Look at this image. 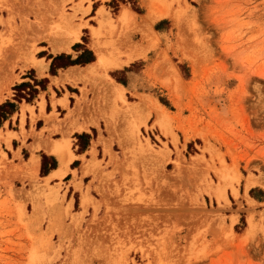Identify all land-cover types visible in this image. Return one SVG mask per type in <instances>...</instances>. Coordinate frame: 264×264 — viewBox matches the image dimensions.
Masks as SVG:
<instances>
[{
    "label": "rangeland",
    "instance_id": "1",
    "mask_svg": "<svg viewBox=\"0 0 264 264\" xmlns=\"http://www.w3.org/2000/svg\"><path fill=\"white\" fill-rule=\"evenodd\" d=\"M125 7L135 17L121 20ZM106 18L109 58L137 57L59 90L61 64L96 58ZM77 27L61 52L42 39ZM15 70L25 80L0 104L16 106L0 110V264H264V0H0V80ZM106 74L126 87L121 99ZM45 91L58 131L70 109L56 97L81 99L88 116L106 99L92 132L75 135L80 149L97 142L74 163L92 160L85 182L77 169L47 179L57 158L41 153L38 171L1 128Z\"/></svg>",
    "mask_w": 264,
    "mask_h": 264
},
{
    "label": "crops",
    "instance_id": "2",
    "mask_svg": "<svg viewBox=\"0 0 264 264\" xmlns=\"http://www.w3.org/2000/svg\"><path fill=\"white\" fill-rule=\"evenodd\" d=\"M132 12L135 13L134 11ZM96 28L98 27H95V29ZM71 34L72 33L66 34L65 36L59 35V38H58V37L45 35L44 33H41L42 39L47 40L51 44L53 51L55 53L61 52L69 48L70 44H72L74 41L79 40L80 35H81V30H80L79 38L74 39L73 41L67 44V42L70 41L72 37ZM59 46L61 50H59ZM92 50L94 51L93 41H92ZM105 52H106V49H105ZM94 54L96 56L95 60L92 62L86 63L85 66L70 65L67 68H61L60 73L62 72L63 73L59 74V78L58 77L56 78L57 82L62 83L59 85V90L62 91V87L67 88V89L70 86L75 87L76 84H78L79 87H81L83 84L84 77H88L90 75L94 76L101 72L103 68H97L95 71H90L88 69V66L90 64L94 65L98 62L97 54L95 51H94ZM130 54L134 56L133 60L137 57L135 56L134 52ZM127 55L128 54L122 56L121 58L125 60L127 59ZM133 60L129 61L125 66L130 64ZM33 62L34 64H36L39 71L42 72L44 69L43 60L34 59ZM20 75H21V72H19L18 70H15L8 77L3 78V80H0V104L7 101L8 99L14 100L13 99V95H14L13 87L17 83L25 80V78H22ZM16 76H19L20 78L17 79ZM106 79L108 80L107 82H108L110 90L112 91V94L116 98L121 99L123 93L125 94L126 87L122 83L115 80L113 77L109 76L108 74H106ZM112 79L115 81V83L121 85L123 89H116V91L114 92L113 85L111 84V82L113 81ZM51 88L54 89L53 83H51ZM48 92L49 91L43 92L46 94V96L42 94L41 92L35 102H28L27 100L17 102L18 103L17 112H15L9 119H7V121L3 123V126L1 128L3 129L4 132L7 129V131L9 132L18 133V137L12 138V143L17 142L18 145H21V155L23 154L24 148L28 150V153H29L28 159L29 160L31 158L34 159L33 164L35 165L33 166L36 167L38 171H40V168H41V153H45L48 156H54L57 158L58 166L57 168L51 170V172L47 175L48 177L47 179H51L53 177H57L59 179L63 177L64 179L65 174H66L65 176L72 177L73 171L77 169L79 175L81 173L86 174L83 178L85 182V179L88 176L87 174L89 172V168H90V164L92 163V160L90 163H87V161L89 160L87 159V161H85L84 165L81 167L79 166L76 167L74 163L82 160L83 157H88L87 156L88 154L94 157L92 152H93L94 144H96L97 142H95L96 138L92 136L87 148L80 149V146L77 144L78 138L75 135L78 133L83 134L84 132L85 133L92 132V128H95L96 125H98L99 118L101 116H104L103 109L105 106L106 99H103L102 98L103 96H102L100 100L93 101L90 104L89 110H92L91 107L93 105L94 113H91V115L88 116V114L84 115V110L81 111V108H82L81 107L82 102L80 101L81 99L79 100V103L77 104V106L73 108L72 107V101H73L72 95H69L68 97H64V96H59V98L56 97V99L57 100L59 99V100L55 101L54 106L57 107L59 112L60 110L67 111L66 107H69L70 109L69 110L70 112H68L65 117V120L67 121V125L65 126L59 122V131H58L57 121L54 119L50 122H47V119L45 118V116H48L51 113L50 107L52 106V102L47 99ZM69 93L72 94L70 91ZM67 99H68V102H67ZM57 102H59V104H57ZM23 112L25 114L24 124H23L25 131H26L25 145L22 144L24 140H23V135H22V130H21ZM32 112H34V114L37 116L35 119V122L32 121V117H31ZM73 117H75V119ZM78 117H83L84 119L82 118L78 119ZM60 119H63V118L59 117V120ZM100 121L101 120H99V122ZM13 124L17 126V129L12 128L11 125ZM67 139H69L71 143L70 150L72 151V154H73L72 158H70V156L68 155V151L66 149L67 147H65L66 145H64L65 140ZM93 142L95 143L93 144ZM8 143H10V137H9ZM64 158L67 159L65 163L63 161ZM61 172H63L62 175H61ZM57 173H59V175H56ZM55 179L56 178H54L53 181H55ZM63 191L64 189L62 190L61 193H63Z\"/></svg>",
    "mask_w": 264,
    "mask_h": 264
},
{
    "label": "bare ground",
    "instance_id": "3",
    "mask_svg": "<svg viewBox=\"0 0 264 264\" xmlns=\"http://www.w3.org/2000/svg\"><path fill=\"white\" fill-rule=\"evenodd\" d=\"M149 5V4H148ZM150 8H151V4H150ZM123 14L120 16V19L121 20H125V19H132V17L134 16L135 17V13H133L128 7H125L123 9ZM161 16H164V14H157V13H154L152 10L149 11L147 17H150L151 19L153 20H156L158 19L159 17ZM108 20H110L109 18H106V19H102L100 20V26L98 28H93V48H94V51L96 52L97 54V58H98V62L96 64H90L88 66V69L90 71H95L97 68H103V67H110V68H123L129 61L133 60V55H127V59H122L120 56H114V57H111L109 58V56L106 54L105 52V49L103 47V40L101 39V30H102V27L103 25H105ZM72 37L70 39V41L67 42V44L71 41H73L74 39H78L79 38V35H80V30L79 28H73L72 30ZM120 40H123L122 37H119ZM59 50L60 49V46H59ZM41 69V68H40ZM113 80V79H112ZM111 84L113 85V91L115 92L116 89H123L121 85L115 83V81L113 80L111 82ZM64 163L67 161L66 158L63 159ZM63 172H61V175H62ZM56 175H59V173H57ZM255 182L254 181H250L247 183V187H250L252 185H254ZM257 184V183H256ZM218 194V193H217ZM224 195V194H223Z\"/></svg>",
    "mask_w": 264,
    "mask_h": 264
},
{
    "label": "trees",
    "instance_id": "4",
    "mask_svg": "<svg viewBox=\"0 0 264 264\" xmlns=\"http://www.w3.org/2000/svg\"><path fill=\"white\" fill-rule=\"evenodd\" d=\"M95 60V57L93 55H91V57L87 58L86 60L84 61H80L79 58L77 59H71L69 58L65 63L61 64L59 67H67V66H70V65H75V64H79V63H88V62H92ZM32 97H34V95H32ZM5 106H8L10 107V113H13L15 111V104L14 103H11V102H7L5 104H3L2 106H0V110L3 109V107Z\"/></svg>",
    "mask_w": 264,
    "mask_h": 264
}]
</instances>
